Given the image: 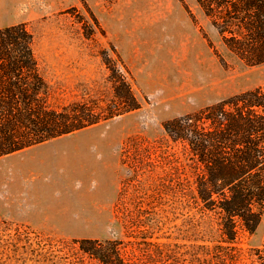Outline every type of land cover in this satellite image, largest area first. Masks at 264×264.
I'll return each mask as SVG.
<instances>
[{"label":"rangeland","instance_id":"1","mask_svg":"<svg viewBox=\"0 0 264 264\" xmlns=\"http://www.w3.org/2000/svg\"><path fill=\"white\" fill-rule=\"evenodd\" d=\"M20 24L53 104L106 107L124 74L140 109L0 158V264H98L85 240L118 242L131 259L216 264L206 254L220 238L204 243L183 147L164 124L264 88V65L233 56L196 0H0V29ZM236 246L238 264H255L264 216Z\"/></svg>","mask_w":264,"mask_h":264},{"label":"trees","instance_id":"2","mask_svg":"<svg viewBox=\"0 0 264 264\" xmlns=\"http://www.w3.org/2000/svg\"><path fill=\"white\" fill-rule=\"evenodd\" d=\"M196 3L233 56L248 66L264 65V0ZM115 82V99L106 107L86 101L55 105L35 53L33 33L24 24L0 29V158L140 109L126 76L120 74ZM164 130L183 147L184 194L189 193L198 211L204 243L220 238L215 255H206L216 264H238L243 254L237 242L243 234L255 233L264 216V88L168 121ZM81 244L98 264H160L157 259H162L154 250L143 255L144 260L136 253L131 259L118 242ZM253 252L255 264H264V249Z\"/></svg>","mask_w":264,"mask_h":264},{"label":"crops","instance_id":"3","mask_svg":"<svg viewBox=\"0 0 264 264\" xmlns=\"http://www.w3.org/2000/svg\"><path fill=\"white\" fill-rule=\"evenodd\" d=\"M59 140V139H58ZM55 141H57V140H55ZM52 142H54V141H52ZM50 143V142H49ZM46 144H48V143H46ZM45 145V144H44ZM41 146V145H40ZM38 147V146H37ZM34 148H36V147H34ZM33 149V148H32Z\"/></svg>","mask_w":264,"mask_h":264}]
</instances>
